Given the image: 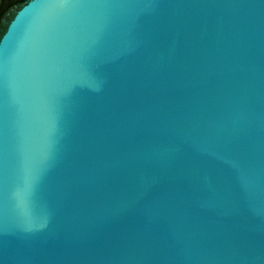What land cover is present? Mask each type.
Wrapping results in <instances>:
<instances>
[{
    "label": "water",
    "instance_id": "95a60500",
    "mask_svg": "<svg viewBox=\"0 0 264 264\" xmlns=\"http://www.w3.org/2000/svg\"><path fill=\"white\" fill-rule=\"evenodd\" d=\"M0 264H264V0L17 9Z\"/></svg>",
    "mask_w": 264,
    "mask_h": 264
},
{
    "label": "trees",
    "instance_id": "16d2710c",
    "mask_svg": "<svg viewBox=\"0 0 264 264\" xmlns=\"http://www.w3.org/2000/svg\"><path fill=\"white\" fill-rule=\"evenodd\" d=\"M28 0H0V37L5 31L9 21Z\"/></svg>",
    "mask_w": 264,
    "mask_h": 264
}]
</instances>
